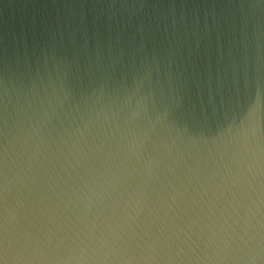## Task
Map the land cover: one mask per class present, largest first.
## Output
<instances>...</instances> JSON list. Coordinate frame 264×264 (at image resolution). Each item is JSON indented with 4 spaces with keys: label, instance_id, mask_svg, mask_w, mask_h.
<instances>
[{
    "label": "clouds",
    "instance_id": "obj_1",
    "mask_svg": "<svg viewBox=\"0 0 264 264\" xmlns=\"http://www.w3.org/2000/svg\"><path fill=\"white\" fill-rule=\"evenodd\" d=\"M22 21L0 30V264H264V0Z\"/></svg>",
    "mask_w": 264,
    "mask_h": 264
},
{
    "label": "water",
    "instance_id": "obj_2",
    "mask_svg": "<svg viewBox=\"0 0 264 264\" xmlns=\"http://www.w3.org/2000/svg\"><path fill=\"white\" fill-rule=\"evenodd\" d=\"M34 0H3L0 3V30L6 25L16 23L20 26L22 21V15L27 5L33 3Z\"/></svg>",
    "mask_w": 264,
    "mask_h": 264
}]
</instances>
